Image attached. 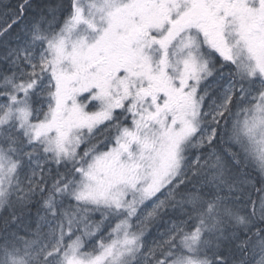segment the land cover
Wrapping results in <instances>:
<instances>
[{
	"label": "snow or ice",
	"instance_id": "snow-or-ice-1",
	"mask_svg": "<svg viewBox=\"0 0 264 264\" xmlns=\"http://www.w3.org/2000/svg\"><path fill=\"white\" fill-rule=\"evenodd\" d=\"M0 264H264V0H0Z\"/></svg>",
	"mask_w": 264,
	"mask_h": 264
}]
</instances>
